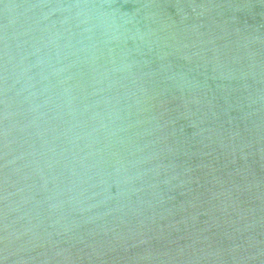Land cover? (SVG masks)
<instances>
[{
  "label": "water",
  "instance_id": "water-1",
  "mask_svg": "<svg viewBox=\"0 0 264 264\" xmlns=\"http://www.w3.org/2000/svg\"><path fill=\"white\" fill-rule=\"evenodd\" d=\"M0 264H264V0H0Z\"/></svg>",
  "mask_w": 264,
  "mask_h": 264
}]
</instances>
